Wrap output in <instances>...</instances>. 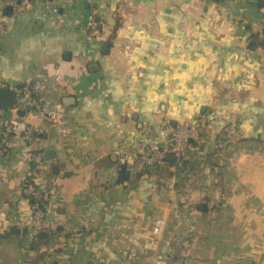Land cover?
<instances>
[{"label": "crops", "instance_id": "1", "mask_svg": "<svg viewBox=\"0 0 264 264\" xmlns=\"http://www.w3.org/2000/svg\"><path fill=\"white\" fill-rule=\"evenodd\" d=\"M7 10L0 83H40L37 97L61 121L0 103V131L15 123L0 148V264H264L259 0H34L18 17ZM201 116L183 167L141 165L168 126ZM26 125L41 130L32 149L52 193L54 231L39 238L24 220Z\"/></svg>", "mask_w": 264, "mask_h": 264}, {"label": "built area", "instance_id": "2", "mask_svg": "<svg viewBox=\"0 0 264 264\" xmlns=\"http://www.w3.org/2000/svg\"><path fill=\"white\" fill-rule=\"evenodd\" d=\"M34 0H0V36L6 32V23L4 21V11L10 10L11 17H18L28 11ZM262 5L264 21V0H259ZM87 36L89 39H95L99 36L100 29L98 21L92 16L87 24ZM261 40L264 43V23L261 30ZM0 83V88H4ZM41 85L38 82H32L26 86L13 88L16 93L17 107L31 117L45 121L52 126H57L61 117L57 110L50 105L41 102L37 97ZM204 118L201 116L197 122L192 125L188 122H182L170 125L165 129L166 143L163 147L153 146L145 149L138 155V160L146 169H153L163 166L166 163L167 156L175 157V168L183 167L187 153L192 149V142L198 137V129L203 127ZM15 131L13 121L4 122L0 131V148L2 152H7L8 139ZM41 130L37 127L26 125L21 133V140L26 145H31L39 135ZM30 169L27 177L23 180V197L28 201V213L25 220L30 237H36L38 234H50L54 231V218L46 205L52 199L50 188L40 180V172L46 167L41 153L29 152Z\"/></svg>", "mask_w": 264, "mask_h": 264}, {"label": "water", "instance_id": "3", "mask_svg": "<svg viewBox=\"0 0 264 264\" xmlns=\"http://www.w3.org/2000/svg\"><path fill=\"white\" fill-rule=\"evenodd\" d=\"M9 12V10H7ZM16 101V93L8 88H0V103L5 105L7 108H12ZM6 118H9V114H6ZM166 160L175 161L174 156H167Z\"/></svg>", "mask_w": 264, "mask_h": 264}, {"label": "trees", "instance_id": "4", "mask_svg": "<svg viewBox=\"0 0 264 264\" xmlns=\"http://www.w3.org/2000/svg\"><path fill=\"white\" fill-rule=\"evenodd\" d=\"M251 43H253V42H251ZM33 144H34V142L31 144V145H28L29 147V149H30V151L29 152H35V153H39V152H37V151H34L32 148H33ZM128 179V174H127V172L125 171V170H121L120 171V176H119V179L117 180L119 183L120 182H124V181H126ZM21 188H22V190H23V186H21ZM22 195H23V193H22ZM23 197V196H22ZM45 236V235H47V234H38L35 238H39V237H42V236Z\"/></svg>", "mask_w": 264, "mask_h": 264}]
</instances>
